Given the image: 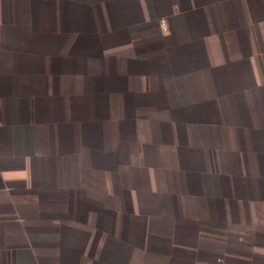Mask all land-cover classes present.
<instances>
[{"label": "crops", "instance_id": "1", "mask_svg": "<svg viewBox=\"0 0 264 264\" xmlns=\"http://www.w3.org/2000/svg\"><path fill=\"white\" fill-rule=\"evenodd\" d=\"M0 264H264V0H0Z\"/></svg>", "mask_w": 264, "mask_h": 264}]
</instances>
